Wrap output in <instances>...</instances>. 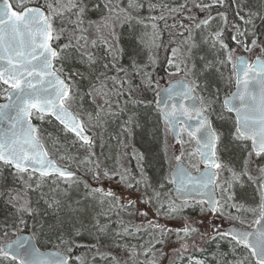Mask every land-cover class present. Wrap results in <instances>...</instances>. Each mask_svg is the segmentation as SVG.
Returning <instances> with one entry per match:
<instances>
[{"label": "snow or ice", "instance_id": "obj_1", "mask_svg": "<svg viewBox=\"0 0 264 264\" xmlns=\"http://www.w3.org/2000/svg\"><path fill=\"white\" fill-rule=\"evenodd\" d=\"M0 264H264V0H0Z\"/></svg>", "mask_w": 264, "mask_h": 264}, {"label": "trees", "instance_id": "obj_2", "mask_svg": "<svg viewBox=\"0 0 264 264\" xmlns=\"http://www.w3.org/2000/svg\"><path fill=\"white\" fill-rule=\"evenodd\" d=\"M44 243L45 242H42V244H41L42 250H44Z\"/></svg>", "mask_w": 264, "mask_h": 264}, {"label": "water", "instance_id": "obj_3", "mask_svg": "<svg viewBox=\"0 0 264 264\" xmlns=\"http://www.w3.org/2000/svg\"><path fill=\"white\" fill-rule=\"evenodd\" d=\"M26 234H29V233L26 232Z\"/></svg>", "mask_w": 264, "mask_h": 264}, {"label": "rangeland", "instance_id": "obj_4", "mask_svg": "<svg viewBox=\"0 0 264 264\" xmlns=\"http://www.w3.org/2000/svg\"><path fill=\"white\" fill-rule=\"evenodd\" d=\"M162 83H163V81H162Z\"/></svg>", "mask_w": 264, "mask_h": 264}]
</instances>
